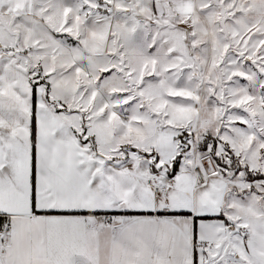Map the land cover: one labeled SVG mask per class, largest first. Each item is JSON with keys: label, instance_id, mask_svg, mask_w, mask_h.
I'll list each match as a JSON object with an SVG mask.
<instances>
[{"label": "snow or ice", "instance_id": "snow-or-ice-1", "mask_svg": "<svg viewBox=\"0 0 264 264\" xmlns=\"http://www.w3.org/2000/svg\"><path fill=\"white\" fill-rule=\"evenodd\" d=\"M0 264H264V0H0Z\"/></svg>", "mask_w": 264, "mask_h": 264}]
</instances>
